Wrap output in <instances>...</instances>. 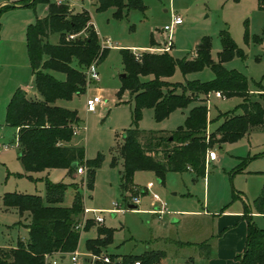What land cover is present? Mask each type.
Returning <instances> with one entry per match:
<instances>
[{"label": "rangeland", "instance_id": "rangeland-1", "mask_svg": "<svg viewBox=\"0 0 264 264\" xmlns=\"http://www.w3.org/2000/svg\"><path fill=\"white\" fill-rule=\"evenodd\" d=\"M27 1L0 0V6L15 5L0 12V245L16 246L19 241L25 242L23 239L27 237L25 228L18 223L17 211L3 207V195L6 192H23L44 197L47 180L77 182V187L68 186L65 189L61 204L70 206L78 191L82 195L83 207L97 210L103 217L102 226L112 228L113 236L111 243L102 248L98 258L93 261L92 254L86 249V240L96 236V228L81 230L76 262L71 260L72 254H65L64 257L54 254L47 259L46 264H114L115 260L123 259L122 254L141 255L148 245L154 247L158 242H165L163 238L193 242L178 249L175 257L171 256L174 254L173 245L165 246L167 255L174 257L171 260L176 263L188 262L187 255L196 253V244L205 238L206 251H209L210 246L214 249V221L221 209L243 210L241 197L247 201L249 211L255 213L253 201L264 183V130L254 131L232 143L214 145L212 150L218 158L216 161H207L204 177L196 176L191 171H168L161 183L153 172L139 171L133 174V183L127 191L120 187V172L123 171L124 162L117 149L131 124L133 107L128 90L118 93L122 74L125 73L119 51L121 48L130 49L136 57L145 52L161 53L169 48L167 52L174 58H193L197 43L207 36L211 43V57L217 61V53L221 49L219 32L225 29L243 50V55L226 60L223 66L244 74L248 78V95L260 98L259 90H264V10L258 9L256 0H142L144 11L133 9L127 12L124 8L120 16L115 14L114 6L97 10L96 0H66L65 4L75 11L85 9L89 12V25L96 30L99 40L109 38L114 44L104 60L97 64L98 82L89 79L85 72V91L69 99L56 101L57 105L76 112L80 123L71 142L84 148L85 159L103 155L101 164L95 169L92 188H88L85 181L81 180L85 173L78 174L75 170L71 177L62 168L32 172L29 174L31 177L25 174L18 158L16 129L5 121L6 105L13 91L32 82L25 42L26 28L46 13L44 5H23ZM173 15H180L182 24L171 32L164 31V25L170 23ZM86 33L84 30L80 36ZM169 35L170 45L167 43ZM57 40V34L50 37L53 43ZM57 77L62 78V75L57 74ZM213 77L211 66L183 74L176 65L169 80L206 82ZM215 92L207 94L204 101L208 110V130L211 131L222 121L221 118L214 119L218 114L232 110L241 112L236 106L242 98H217ZM94 95L101 97V103L94 111H87L86 99ZM196 104L191 102L186 108L176 109L160 121L154 119L151 108H144L137 126L141 132L154 131L169 135L184 124L189 110ZM134 184L143 188L144 192L140 193ZM128 194L140 199L137 208H128L131 200ZM153 194L166 203L168 214L162 220L151 211L154 207ZM114 202L118 203L120 210H114ZM182 210L205 211L208 214L206 217L181 215ZM172 217H179L180 220L173 223ZM252 219L257 226L264 227V216L253 214ZM203 220L205 225L202 227L200 223ZM103 256H109L112 263H105ZM165 262L171 263L170 260Z\"/></svg>", "mask_w": 264, "mask_h": 264}, {"label": "trees", "instance_id": "trees-1", "mask_svg": "<svg viewBox=\"0 0 264 264\" xmlns=\"http://www.w3.org/2000/svg\"><path fill=\"white\" fill-rule=\"evenodd\" d=\"M96 3L97 10L114 6L117 16L124 8L127 12L145 10L142 0H96ZM39 4L46 6V13L28 24L25 41L34 93L17 87L6 105L5 121L16 129L18 158L25 174L31 177L29 174L32 172L63 168L71 177L78 166H83L86 170L81 180L92 188L95 169L101 164L103 155L85 159L82 146L69 144L80 120L75 111L57 105L56 101L84 92L87 67L92 62L98 64L104 60L109 48H101L96 30L89 25L87 10L75 11L68 4H57L52 0H28L23 3L33 7ZM10 7L15 5L0 6V12ZM257 7L264 10V0H257ZM84 30L87 33L82 37L80 34ZM53 34L58 35L55 43L50 41ZM219 37L221 49L217 53V61L211 57V43L207 36L197 43L193 58L177 59L167 51L145 52L136 57L128 48L119 49L125 76L118 93L128 90L133 102L131 124L117 149L124 162L120 172L123 191H127L133 183L136 171H152L161 183L168 171L181 173L191 170L194 175L204 177L208 150L214 145L235 142L251 129L264 126V93H259L260 98H251L248 95V78L235 69L227 70L223 66L226 60L241 57L243 50L227 30H221ZM176 65L183 74L211 66L214 77L206 82H173L169 79ZM218 90L223 97L242 98L236 106L241 112L232 110L218 114L214 119L221 118V123L208 132L205 96ZM191 102L197 104L189 110L184 124L169 135L141 132L137 126L144 108H151L154 119L160 121L172 111L186 108ZM74 162L76 168L72 167ZM68 186L77 187V182L47 180L44 197L23 192H6L3 195L5 209H15L20 218L27 214L29 230L25 242L19 241L15 247L0 246V264H46L54 254L64 256L77 250L80 230L76 225L83 212V200L76 191L72 204L62 205ZM253 206L256 213L264 216V183ZM249 212L248 205H245L246 242L236 259L239 264H264V227L257 226ZM86 222L83 230L96 225L91 219ZM96 232L94 238L86 240V249L98 255L111 243L113 229L98 224ZM161 257V252L151 250L141 255H124L122 260L125 263L139 260L141 264H156Z\"/></svg>", "mask_w": 264, "mask_h": 264}, {"label": "crops", "instance_id": "crops-1", "mask_svg": "<svg viewBox=\"0 0 264 264\" xmlns=\"http://www.w3.org/2000/svg\"><path fill=\"white\" fill-rule=\"evenodd\" d=\"M256 5H257V0H256ZM44 9L46 11V6L44 7ZM19 87L25 89L27 92L30 91V89L32 88L33 90L31 89L30 93H34L33 92L34 91L33 76H32L31 85L26 84V85L19 86ZM255 92H258V90ZM259 93H264V90L262 88H260ZM261 127L262 128H260V129H259V127L251 129L250 132L247 133L246 135H250L254 131L264 130V126H261ZM207 131L208 132L211 131V130H208V125H207ZM69 144L75 145L71 141ZM210 150H212V148ZM217 158H218V156H217ZM216 160H213V161H216ZM48 170H50V169H47L46 171L48 172ZM62 170L65 171V173L67 174V169L62 168ZM187 171H191V170H187ZM136 172H139V171H136ZM136 172H134V173H136ZM55 182H57V181H55ZM134 185H136V184H134ZM240 199L242 201L243 210L236 208L234 210H225L224 211V209H221V212L218 214L216 220L214 221V227H215V231H216L214 249L212 250V248L210 246L207 254H206V241H205L206 238L202 242H200L199 244H196L197 242L195 243L196 247L198 246V248H197L198 250L196 253L194 252L193 254L187 255L188 256V262L176 263L175 260H171V259H173L175 257V255H177L175 252H179L178 249L181 250L182 248L187 247L188 244H193V242H191L190 240H181V239L174 240V239H170V238H163L165 242H161V243L158 242L157 245L154 247H153V245H152V247H150L148 245L145 248V250L143 251V253H145L147 251H151V250L161 252L162 257L160 258L159 262H163L164 264H169V263L165 262L166 260H170L171 261L170 264H239L238 260L236 259V256L238 254H241L242 251L244 250V247H245L246 234H247V220H246L245 215H244V207H245V205H248L247 201H245L244 198L240 197ZM136 207H137V205H136ZM248 207H249V205H248ZM166 208H167V206H166ZM183 213H185V214H183ZM191 213H193V214H191ZM165 214H168V213H165ZM165 214H163L162 216H159L157 214H154V215H156V217L158 219L162 220L166 216ZM176 214H179V213L177 212ZM180 214L181 215H190V216L196 215L197 217H206V214H208V213L205 211L203 212V211H187V210L183 211L182 210ZM248 214L251 217L253 216V214L261 215L260 213H256V212L255 213L249 212ZM19 220H20L19 225L23 226L27 232V237L25 239H23L24 241H26L28 238L29 228H28L27 224L29 223V217L25 213L21 218L19 217ZM179 220H180L179 217H178V219L176 217L171 218V222H173V223L178 222ZM204 222H205V220H203L202 224L200 223V226L203 227L205 225ZM101 224H103V223H101ZM96 225H98V224H96ZM96 225L91 226L89 229H87V231L90 229L96 228ZM198 226H199V224H198ZM91 238H94V237H91ZM169 244L173 245V247H174V254L171 255V256H174L173 258L167 255V248L165 246L169 245ZM0 246H4V245H0ZM5 247H15V246H5ZM122 255H129V254H122ZM61 256H63V255H61Z\"/></svg>", "mask_w": 264, "mask_h": 264}, {"label": "built area", "instance_id": "built-area-1", "mask_svg": "<svg viewBox=\"0 0 264 264\" xmlns=\"http://www.w3.org/2000/svg\"><path fill=\"white\" fill-rule=\"evenodd\" d=\"M54 2L57 4H63L67 1L66 0H54ZM182 22H183V19L180 15H173L170 23L167 25H164L163 30L171 32L176 26L181 25ZM70 37H72V36H70ZM167 43H168V45L171 44L170 35L168 36ZM100 46H101V48H109L110 49L111 47H114V44L112 43V41L109 38H105V39L100 40ZM168 49L169 48L165 49L164 51H167ZM86 73H87L89 79L94 80L96 82L99 81V73L97 70V63L96 62H92L87 67ZM214 95L217 98H223V95L219 91H216L214 93ZM99 103H101V97L99 95H94L91 98H87L86 99V105H85L86 110L87 111H94L96 109V106ZM76 133H77V130L74 132V134H76ZM216 159H217L216 152L214 150H208L207 154H206V160L207 161H213ZM76 172L78 174H83L84 173L83 166H78L76 168ZM134 188L137 189L140 193L144 192V189L137 186V185H135ZM127 196H131V195L128 194ZM139 201H140V199H138L136 196H131V200H130L131 204L137 205L139 203ZM152 202L154 204V207L151 210L153 212V214H157L159 216H162L163 214L168 212V210L166 208V203L163 202L158 195L153 194ZM114 205L116 206V208H114V210H116V211L120 210L117 202H114ZM90 213L92 214L91 216L89 215ZM80 219L81 220H79V222L76 225V228L80 231L83 230L84 224L86 223V221L88 219L93 220L96 224L103 223V217L97 212V210L90 209V208H87L85 206L83 207V212L81 214ZM91 256H92L91 258H93V261H95L96 258H98L97 255H95V254H92ZM102 258H103L102 260L105 263H112V260L109 256H103ZM71 260L74 262H76L78 260V254L76 253V251L74 253H72ZM114 264H126V263L122 259H117V260H115ZM132 264H141V262L138 260V261H134Z\"/></svg>", "mask_w": 264, "mask_h": 264}, {"label": "water", "instance_id": "water-1", "mask_svg": "<svg viewBox=\"0 0 264 264\" xmlns=\"http://www.w3.org/2000/svg\"><path fill=\"white\" fill-rule=\"evenodd\" d=\"M122 76H125V73H123ZM76 165H77V164L74 162V163L72 164V167H73V168H76ZM128 208H130V209H135V208H136V205H134V204H130V205H128ZM62 257H64V256H62Z\"/></svg>", "mask_w": 264, "mask_h": 264}]
</instances>
